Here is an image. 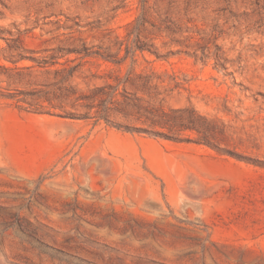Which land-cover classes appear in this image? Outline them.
Masks as SVG:
<instances>
[{
    "label": "rangeland",
    "instance_id": "obj_1",
    "mask_svg": "<svg viewBox=\"0 0 264 264\" xmlns=\"http://www.w3.org/2000/svg\"><path fill=\"white\" fill-rule=\"evenodd\" d=\"M0 264H264V0H0Z\"/></svg>",
    "mask_w": 264,
    "mask_h": 264
}]
</instances>
